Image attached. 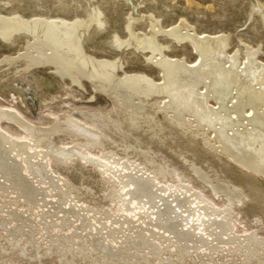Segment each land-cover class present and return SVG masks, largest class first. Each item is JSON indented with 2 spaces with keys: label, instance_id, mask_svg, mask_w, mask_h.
<instances>
[{
  "label": "rangeland",
  "instance_id": "1",
  "mask_svg": "<svg viewBox=\"0 0 264 264\" xmlns=\"http://www.w3.org/2000/svg\"><path fill=\"white\" fill-rule=\"evenodd\" d=\"M252 1L251 0H0V16L8 17L12 13H14L19 15L22 14L25 15L26 17L47 16L49 17V19H57L63 21L70 20L75 22L77 21V19L78 21H80V19L84 21L87 20L89 16H85V14L91 16V14L93 13L92 11L97 9L100 12H102V14L104 13L102 16L104 20H107V24L105 28H98L96 25L91 26V29L86 34V50L89 52V54H92L93 56L98 58V60L107 59L114 62L118 61L116 64L117 66L119 65L118 68H119V73L121 75L123 73H127V74L139 73L140 75L141 74L144 75L148 73L151 75L153 81L163 83L165 81L163 79L164 72L160 69V66L157 65V63H155V61L159 60L161 56H159L158 54L154 55L153 53H150L148 51H143V49L140 48L137 43L131 40L132 35L129 34L130 28H132V31L137 34L139 40L140 38L142 40V38L147 39L149 37H152L153 34V36L156 37L157 42H159L160 45H162L161 47L164 48L166 57L170 58L169 56H171L174 59L183 58L185 62L194 64L196 61L198 63L201 60V58L198 56L199 53L198 54L196 53L197 52L196 49H194L193 45L189 42V40L188 41L179 40L180 41L179 42L177 41V39L175 40L173 36H171V31L173 30V27H180L179 25L182 26V24L186 23L190 25V27H192V29L194 30V31L191 30L190 32L192 33L196 32V34H199L202 37L220 36L219 38L222 37V39H225V41L227 39L226 44L223 43L220 48H224L223 45H225L226 53L231 54V56L232 55L238 56V59L240 58L241 60L242 66H244V63L247 62L249 57H251L253 51L257 52L256 53L257 63L264 64V11L261 9H259L258 11L259 8L258 5L261 2V0L253 1V2L255 1L259 2L256 3L257 4L255 6L256 8L252 6L251 4ZM87 11L89 14L87 13ZM157 24L160 27H158ZM184 30L187 31V29H183V31ZM155 31L156 32L158 31L157 34H155ZM114 35H117L122 40L128 41V44H126L127 42L125 41L123 45L124 47L115 46L113 42L111 43L112 39H114L113 37ZM26 43L27 40L23 35L16 37L12 42H7L0 37V107L13 111L14 112L13 114H17L19 116L18 119L20 120L21 125L24 126L22 127L19 123L9 119L2 120L0 122L1 127L5 129L8 133L19 138H25V134H26L25 128H27L28 125L30 126V124L36 125L38 126L39 129L43 130V128L40 127H45L47 125L58 122L57 119H59V117L63 118L68 115H74L80 118L83 117L82 112L88 113L94 111V112L103 113L104 111H108L110 107H112L111 104L112 98H110L111 96L104 94L95 87H92V85L88 82L84 83L83 87H80L79 85L75 84V82H72L70 80L69 78L70 76H65L63 78L57 75V73L54 70H52L47 66L37 65V66L28 67L27 65L23 64L22 59L17 60L14 64L7 62L6 59L9 58L10 56L11 58L18 59L21 56V53L24 47L26 46ZM132 44H134V46ZM256 87L258 88L260 87V85L257 84ZM200 91L205 92L206 89L202 88L200 89ZM211 99L214 100V102H216V100L212 96L209 97V100ZM116 105H117L116 107H118V108L115 107L116 111L117 109H121V107L123 106V104H119L117 100H116ZM216 105L218 107L217 102ZM248 106H245L244 113L250 111V106L249 107ZM166 108L167 107L164 108L165 111L167 110L168 111L163 112L162 111L163 109H161V113L160 111L157 110L155 112L152 111L151 113H149L148 109H145V111L143 110L144 112L141 111L140 113L143 112L145 114H142L140 116V121L135 125V127H130L126 122L120 127L119 131L113 130L112 127H108L109 125L106 127H101L103 129L102 131L105 130V133L101 135L102 144L95 145L92 147V149L89 148L87 150L89 155L88 157L93 158V160L92 158H90V161H88L87 163H83L80 159H77L78 155L75 154L76 156L73 155L71 159H69L70 161V162L68 161L69 163L64 162L62 164L54 165V163L50 161V163L48 164L49 166H47L46 163L47 159L44 153L45 149H43L44 144L48 141L46 139L52 138L53 141L55 142V145L58 147L60 146L64 147L65 145L71 147L72 144L76 142V140L73 137H71L73 134L64 135L63 130H59V132L49 137H47V135L43 136V134L41 135L39 133L40 137L43 138L44 141H42L43 142L42 143L39 142L41 141L40 139L35 138L34 140L36 142L33 140L30 142L31 145L29 144V147L30 146L33 147L32 155L35 156V157L34 156L31 157L32 159L30 160L32 161H30V165L31 167H33L32 164L33 162H37V161L41 162L43 165H45V167H47L45 170L46 172L48 170V172L50 173V174L48 173V175L49 176L53 175L52 177H49L51 178L50 180L53 181L48 182L47 179L46 182H42L38 180L39 178H36L34 176L32 177V173L28 168L30 165L27 164L28 167L27 166L25 167V171L30 173V174L28 173L30 177L26 179V182L32 183V185H34V189L36 188V190H40V192L42 191L41 192L42 194L41 193L39 194L40 198L38 197L37 198L38 200L34 201L35 203L33 205L32 204L33 202L30 203L27 197L26 200L25 198H23L25 197V195H22L23 188L22 189L20 188L21 187L20 183L17 184V182L13 180L12 181L10 180L9 183L7 180L8 178H3L2 175L0 174V182H1L0 190H2L0 191V200H1L0 219H2L1 221H3L2 224H0V245H1L0 252L3 251L2 253L3 254L5 253L6 255L9 252L8 253L9 257H7V259L5 258L4 259L5 261L2 259V261L4 262L0 260L1 261L0 264L2 263L3 264H50V263L65 264L66 261L65 262L63 261L66 259L63 258L64 256L62 257L59 254L62 252V249L61 248L59 249V247L58 248L56 247L55 249L54 246L55 243L59 240V238H57L59 234H63V233L65 235L63 237H66L67 234V237L63 239L65 242H67L68 244L67 247L74 250L75 249L87 250L92 248L91 247L92 244L90 240L91 238L89 239L87 236L92 237L90 232L93 231L95 235L97 234L96 235L97 237H99L100 235L99 238L101 239V241H104L102 242L103 244L101 243L99 244L98 249L95 247L94 249H90L89 251L90 254L88 256L90 260L88 258L72 259V261L69 260L70 263L68 262V264H99L102 256L101 250L105 251L106 250L105 248L111 243H112L111 245L114 246V249L116 248L115 245L119 246L122 241V238H124V236L127 234V231L129 230L128 233H132V231H134L138 227V223L131 221L128 223V221H126V219L123 218L119 220H114V218L111 217L112 211H115L118 208L117 207L118 201L116 198L117 192L119 193L118 190H121L122 187H124V189L122 188L123 191L127 190L128 187L126 188V186L124 185L127 183L130 184V181L127 182L128 178L126 179L125 177H123V180L124 179L126 180V181L124 180L125 183L122 182L123 184L121 183L120 184L121 186L113 187L112 194L111 195L109 194V197H107L109 187L106 185L105 179L104 178L102 179L103 176L101 175V172L97 171L99 170L98 168L100 166L103 167L104 165H99V167H97L94 164L97 161L105 164L106 161L110 159L114 160V163H116V165H120L124 162L129 166L135 165V167L139 168V169L137 168L138 169L137 173L140 174L142 173L143 176L147 174L146 176H144L146 178L149 174L150 177H148L149 178L148 182L151 181L149 183L151 184L150 186L154 187L155 185L154 188L157 187L156 189L164 190L167 188V190H169L168 192L169 194L166 193L165 195L164 193L162 197H159V199L157 198L155 200L146 199L147 202L144 201L146 205L149 206L150 208L155 207L150 203L156 204L157 206L155 208L161 205V209L158 208L160 212L159 217L161 216L163 217L165 215L166 216L168 215L167 217H172V213L174 214L173 211H175L176 208L177 210H179V212L181 211L183 212V210L185 212L186 210L185 212L186 214H184L183 212L184 218L187 216V214L191 212V209L190 210L188 209L189 210L188 211L185 206L179 204L181 203V201H179L180 198L174 200L175 198L172 197L171 195V192L173 191H177V192L179 191L180 192V193L178 192L179 194L183 192L189 196L191 195L190 196L191 201L193 200L191 203L193 205L202 207L205 204V202L208 201L209 203L208 202L207 203L212 207V210L214 209V211L216 212L215 213L216 220H218L219 217L222 215L221 211L226 210V206H228L229 203L230 202L232 203L233 201L229 211L230 219H231L230 224L228 226L229 229L226 230L227 234L225 233L224 238L230 235L233 236L235 234L234 236H236V239L238 237L239 240L237 239L236 241L234 240L233 242L232 240L230 242L228 240L219 242L217 241L218 239H213L216 235L212 234L211 236H209L210 240L208 239L205 241H197L196 240L197 237L193 236V234L191 233L192 232L200 233L203 231L202 228L204 227L203 226L201 227V224L199 223L200 220H202L203 218H207V213L198 215V213H201L202 210L196 209L194 211V214H192L193 218L191 217V219H195L193 221L194 222L193 224L195 226L192 227L191 229L192 232L189 233V235L191 234L190 236L194 238L189 242H191V244L194 243L196 247L195 249L189 251L188 255L184 257L183 264H194V263L214 264L216 261H218L217 263H220V260L221 262L223 260L224 264H230V263L240 264L238 262H240L239 258L242 259L243 256V255L241 256L242 247L247 243L246 235H248V233H255L259 239L264 240V208L262 205V201L259 195L254 193L253 191L255 189L254 186H249L248 187L249 191H247V188L241 185L244 184L243 181L245 180H242V178L240 179L237 178L240 176V174H242V177H244L245 179L249 176V174H252V172L249 170L248 172L247 170H245V168H243L233 160L229 162L226 161V159H224L225 156L220 150L221 149L220 144L217 141L215 142L213 139L214 134L212 132L204 131L201 128H199L200 129L199 130L196 126H193L192 121H191L192 123L191 122L187 123L190 125L188 128H187L188 125L184 123L181 124L179 123L178 125L177 123L172 121L173 119L171 118L172 117L171 115H173L172 114L173 110L171 109L172 111H169L170 109L168 108L166 109ZM112 110L111 112L113 113ZM164 116L166 119V123L164 120H161L162 119L161 117ZM145 118L150 120L146 122ZM89 120L92 119L89 118ZM97 120L98 119H94L93 121L98 122ZM99 124L100 122L96 123L95 125L99 126ZM247 124L248 123L246 120L242 125L247 126ZM62 128L63 129L65 128V124H63V127H61L60 129ZM242 129L244 128H242L241 126L237 127V130L239 131H241ZM80 138L81 139H77V141L85 143V141L82 140L83 138L82 137ZM32 142L33 143L35 142V144H33ZM37 142L40 144L36 145L38 144ZM40 151H42V153ZM12 152L13 153H11L10 159H12L13 156L14 159L19 157V155L20 157L26 156V151L25 148L23 149V147L14 149L12 150ZM37 153H40L43 156ZM97 157L99 158L98 160ZM94 166H96L97 169ZM243 172H246L247 176H243L244 174ZM140 174L138 175L142 176V174L141 175ZM256 175H257V185L263 188L264 175L260 173H256ZM64 180H66L67 182L65 183ZM219 183L221 185H218ZM7 184L9 185V187L7 186ZM3 185H5V188ZM221 186L224 188L226 186L228 191H231L232 189L234 190L236 188L237 190L240 189L241 191L238 194V197H236L237 194L231 196L229 192L227 193L226 189H221ZM59 188L64 192L63 198L62 197L59 198L58 197L59 194L58 196L56 194L59 193L58 192ZM137 196L132 197L131 201L132 200L134 202H136V200L140 201V199ZM229 197L232 200H230ZM57 198L59 199L57 200ZM167 199L168 201H165ZM201 200L202 202L204 201L203 204ZM133 201L132 203L134 205L135 203ZM139 201H137L136 203H138ZM61 202L64 203L65 206ZM164 202H167V204L169 205H167L166 207L163 206ZM171 203L173 206L172 205L170 206ZM70 205H72L74 208L72 209L73 212H71L72 210L70 211L71 213L66 212L65 210ZM54 206L56 208L58 207L56 212L54 210ZM130 206L133 209L131 202L128 211L129 210L132 211ZM168 206L170 207L168 208ZM177 206H179L180 208ZM170 208L171 209L173 208L174 210H170ZM26 209L28 210V212ZM79 209H81L82 211ZM164 209L166 210V212H168L167 214H165L166 212L164 213ZM161 210H163L162 215H161ZM93 211H95L96 213ZM187 211L189 213H187ZM106 213L109 215L107 216ZM70 219L72 220L70 221ZM109 220L110 221L114 220L113 225L119 228L117 230L115 229V231L117 232L115 231L110 232L108 235L107 233L108 229L106 228H109L108 227L110 222ZM197 220L199 222H197ZM105 222H107V224H104ZM16 223L20 225H17ZM120 223L121 224L123 223L122 228L121 226H118ZM16 225L18 227H16ZM22 225H23L22 232L24 231V233L20 232L21 231L20 228L22 227ZM183 225H184L183 228L186 229L189 228L190 226V224H187L186 220L182 221L181 227ZM10 226L11 228L12 226H14L13 228L15 230L13 228L12 230H14L15 232L13 231V233L16 234L17 232L18 234L21 233L19 235L18 234L13 235L17 240L14 237L11 238V236L8 235L9 234L8 228H10ZM151 227L150 226L144 227V229L147 228L145 230L143 228H139V229L137 228V229L140 231V233L145 232L144 234H146L152 230ZM123 228L125 229L128 228V229H126L125 231V229ZM149 228L151 229L149 230ZM213 228H215V225H213ZM10 229L9 231H12ZM53 232L55 235L53 234ZM41 233H43V235ZM120 235L121 237H119ZM165 235L167 236V238L168 237L173 238L172 236L174 234L171 232L169 233L167 231H164V234L162 236L157 235V238H155V241L157 242L159 241L160 243L158 242V244L160 247H162V248L159 247L157 252V255L162 256L161 258L159 256L154 255V251H152V248L150 247L147 248L145 247V249L142 248L139 250L138 248L134 249L135 246L137 245L136 243H138L137 241H139L137 239V241L134 242L132 241L133 244L132 243L128 244L129 246L127 247V249H125L126 256L123 255L120 261L115 260L114 261L115 264H126L125 261L127 259L129 261L128 264H134V263L146 264V261L147 264H153V263L169 264L171 260L173 261H171L172 263L170 262V264H173L176 259L177 260L175 261L174 264H180L179 259L177 257L178 254H176L175 252V247H172V245L169 246L168 244L169 241L167 240ZM30 238L31 240L32 239L35 240L31 241L29 240ZM56 238L57 241L55 240ZM78 238H80L79 241ZM106 238L110 241V243ZM12 240H14L15 242ZM53 240L55 241V243ZM105 240H107L108 245H105L107 244ZM152 240L154 239L152 238ZM13 242L16 243V246ZM32 242H34V246L31 245L33 244ZM77 242L78 243L80 242V244L78 245ZM234 243H237V245ZM35 244L38 245L36 246ZM82 244L83 246L85 245V247H82ZM212 244L213 245L217 244L215 246H219L220 248L215 247L214 250H212L213 252H210V248L213 247ZM234 245H236V247ZM239 245L240 246L243 245V246L240 247ZM2 246H6L7 250L3 249ZM17 246H21L25 248V250L27 249L25 251L26 255L23 254L21 257V255L15 252ZM46 246L51 247V252L45 251L46 249L44 248H47ZM7 247L11 248V250H9ZM234 247L237 249L236 252L233 253V250L231 249H233ZM12 249L15 253L12 252ZM71 249H67V250L70 251ZM38 250L40 252L43 250L42 251L43 255L45 253L46 254L48 253V255H44V256L42 255L43 258L41 256L38 259L33 258L34 254L38 253ZM160 250H163V252ZM140 251L141 254H138L140 253ZM135 254L138 255L135 256ZM128 255L131 257L129 258ZM153 256L156 257L152 259ZM8 258L11 259L8 260ZM162 260H164L163 261L164 263L162 262ZM199 261H203V262H199Z\"/></svg>",
  "mask_w": 264,
  "mask_h": 264
},
{
  "label": "bare ground",
  "instance_id": "2",
  "mask_svg": "<svg viewBox=\"0 0 264 264\" xmlns=\"http://www.w3.org/2000/svg\"><path fill=\"white\" fill-rule=\"evenodd\" d=\"M253 1L251 4H252V6L255 7L257 5L256 3H259V2H256V1L253 2ZM258 7H257L258 11H259V9L264 11V1L261 0ZM96 10L92 11L93 13L91 14V16L85 14V16H89V18H87V20L84 21V20L80 19V21H78V19H77V21L74 20L75 22L70 21V20L69 21H63V20H57V19H49V17H47V16H35V17H28L27 16L26 17L25 15H22V14L19 15V14H14V13H12L8 17L7 16H0V37L1 38H3L7 42H12L16 37L23 35L27 40L26 46L24 47V49L21 53V56L18 59L11 58V56H10L9 58L6 59L7 62L14 64L17 60L22 59L23 64L27 65L28 67L37 66V65L47 66V67L51 68L52 70H54L57 73V75H59L63 78L65 76H70L69 77L70 80L72 82H75V84L79 85L80 87H83L84 83L88 82L92 85V87L99 89L101 92H103L106 95H110L111 96L110 98H112L111 99L112 100L111 101L112 107H110V109L108 111H104L103 113L94 112V111L88 112V113L82 112L83 117H80L81 119L77 116H74V115H68V116L63 117V118L59 117V119H57L58 122H56V123L47 125L45 127L39 126L40 128H43V130L39 129L38 126H36V125L30 124V126L28 125V127H30V128H28V127L25 128V130H26L25 138H19V137H16V136L8 133L5 129H3L1 127V124H0V174L2 175V177L8 178L7 179L8 182L10 180L11 181L13 180V181L17 182V184L20 183L21 184L20 188L21 189L23 188L22 189V193H23L22 195H25V197H23V198H25V200H26V197H27L29 199V202L30 203L33 202L32 204L34 205V203H35L34 201L38 200L37 199L38 197L40 198L39 194L42 191L40 192V190H36V188L34 189V185H32V183L26 182V179L28 177H30L29 176L30 173L25 171V167L27 166V164L30 165V161H32L30 159H32L31 157L34 156V155H32V148L33 147H31V146L29 147V144L31 145L30 142L32 140L35 141L34 140L35 138L40 139L41 141H39V142L44 141L43 138L40 137V134L41 135L43 134V136L47 135V137H49V136L59 132V130H63L64 135H72L73 134L71 137H73L76 140V142H74V144H72L71 147L66 146V145L64 147L63 146L58 147L55 145V142L53 141L52 138L46 139L48 141L44 144L43 149H45L44 153H45L46 159L48 161V162L46 161L47 166H49L48 164L50 163V161H52L54 163V165L62 164L64 162L66 163L69 161V159H71V157L73 155L76 156L75 154L78 155L77 159H80L83 163H87L88 161H90V158H92V157H90V158L88 157L89 155H88L87 150L89 148L92 149V147L95 145L102 144L101 135H103V133H105V130L102 131L103 129L101 127H106L109 125L108 127H112L113 130L119 131L120 127L125 122L130 127H135V125L140 121V116L142 114H145V113H143L145 111V109H148L149 113H151L152 111L155 112L156 110L160 111V113H161V109H163L162 110L163 112H167L168 110L165 111V109H164L165 107H167L168 109H170L169 111L173 110V112H172L173 115H171L172 116L171 118L173 120L172 119H170V120L174 121L178 125H179V123L180 124L181 123L187 124V123H190L192 121L193 126H196L198 129L201 128L204 131L212 132L214 134V136H213L214 141L215 142L217 141L220 144V148H221L220 150L223 153V155L225 156L224 159H226V161H228V162L233 160L234 162L238 163L240 166L245 168V170H247V171L249 170L252 172V174H249V176L245 179H244V177H242V174H240V176L237 178L238 179L242 178V180H245V181H243L244 184H241V185L245 186L247 188V191H249V188H248L249 186L255 187V189L253 191L255 194L259 195V197L262 201L263 208H264V186H263V188H261L257 185V175H256V173H260V174L264 175V64L257 63V54H256L257 52L253 51L251 54V57H249L247 62L244 63V66H242L241 60H240V58L238 59V56H236V55L231 56V54L226 53L225 45H223L224 48H220L223 43L226 44L227 39L225 41V39H222V37L219 38L220 36L219 37H213V36L212 37H210V36L209 37L208 36L202 37L199 34H196V32L195 33L190 32L191 30H193L192 27H190V25L184 23V24H182V26L179 25L180 27H173V30L171 31V36H173V38L175 40L177 39V41H179V40L180 41H185V40L188 41L189 40V42L193 45L194 49H196V51H197L196 53L197 54L199 53L198 56L201 58V60L198 63L196 61L194 64H191V63L185 62L183 58L174 59L169 55L168 56L170 58L166 57V54L164 52V48L161 47L162 45H160L159 42H157V39H156V37L153 36V34H152V37L147 36L149 38L145 37L147 39L142 38V40H141V38H140V40H139V37L137 36V34L132 31V28L129 27L130 28L129 34L132 35L131 40H133L135 43H137L139 45V47L143 49V51H148L150 53H153L154 55L158 54L159 56H161V58H159V60H156L155 63H157V65L160 66V69L164 72L163 79L165 81L163 83L155 82V81H153L151 75L148 73L144 74V75H142V74L140 75L139 73L136 72L137 74L123 73L121 75L119 73V68H118L119 65L117 66V64H116L118 61L114 62V61L107 60V59L106 60H98V58H96L92 54H89V52L86 50V34L91 29V26L96 25L98 28H105V26L107 24V20H104L103 16H102L104 13L102 14V12H100L99 10H97V11ZM87 13H88V11H87ZM258 13H260V12H258ZM129 26H130V24H129ZM157 26H158V24H157ZM158 27H160V26H158ZM127 29H128V27H127ZM183 29H187V31H185V30L183 31ZM157 32L155 31V34H157ZM153 33H154V31H153ZM113 37H114V39H112L111 43L113 42L115 46L121 47L124 45L126 40H122L117 35H114ZM223 38H226V37H223ZM126 42H127L126 44H128V41H126ZM132 45L134 46V44H132ZM13 57H15V56H13ZM157 65H155V66H157ZM120 70H122V69H120ZM257 84L260 85V87L257 88L256 87ZM202 88L206 89V91L201 92L200 89H202ZM210 96H212L216 100L218 107L216 105V102H214V100H212V99L209 100ZM116 100L118 101L119 104H123L121 109H117V111H116V108H118V107H116L117 106ZM248 105L250 106V111L247 113H244V108H245V106H248ZM111 110L113 111V113L111 112ZM141 111H143V112L140 113ZM13 113L14 112L11 110L4 109V108L0 107V122L2 120H8L9 119V120L15 121L21 125V122L18 119L19 116L17 114H13ZM89 118H91L92 120H89ZM161 118H162L161 120H164L166 123L165 116L161 117ZM94 119H98L97 120L98 122L93 121ZM148 120H150V119L145 118L146 122H148ZM246 120L248 123L247 126L242 125V124H244V121H246ZM187 121H189V122H187ZM99 122H100L99 126L95 125L96 123H99ZM151 122H152V120H151ZM61 124H62V126H61ZM63 124H65V128L60 129L61 127H63ZM187 125H188L187 126V128H188L190 125L189 124H187ZM21 126L24 127L23 125H21ZM239 126H241L244 129H242L241 131L237 130V127H239ZM35 130H37V131H35ZM80 137L83 138L82 140H84L85 143L77 141V139H81ZM35 142L34 143L32 142V143L35 144ZM39 144L40 143H38L36 145H39ZM19 147H23V149L25 148L26 156L20 157V155H19V157L14 159L13 158L14 156L12 155L13 157H12V159H10L11 158L10 155H11V153H13L12 150L17 149ZM40 152L42 153V151H40ZM37 154L42 155L40 153H37ZM39 155H37V156H39ZM33 159H35V158H33ZM98 159L99 158L97 157V160ZM92 160H93V158H92ZM53 163H51V164H53ZM32 164H33V167H31V165L29 167L27 166L32 173V177L34 176L36 178H39L38 180H40L42 182H46L47 179H48V182L53 181V180H50L51 178H49V177H52L53 175H51V176L48 175L49 172H48V170L46 172L45 169L47 167H45V165H43L41 162H38V161L33 162ZM94 165H96L97 167H99V165H104L103 167L100 166L98 168L99 170H97V171L101 172V175L103 176L102 179L103 178L105 179V181H106L105 183L109 187L107 197H109V194L110 195L112 194V188L113 187L121 186L120 184L122 182H124V180H125V179L123 180V177H125L126 179L128 178L127 182L130 181V184L126 182L127 184L124 185V186H126V188L128 187L127 190L123 191L124 187H122L123 189L121 188V190H118L119 193L117 192V195L113 194V195H116V198L118 201V204L117 203L116 204L118 205L117 206L118 208H117V210L112 211L111 217H113L114 220H119L122 218L126 219V221H128V223L130 221L135 222V223L137 222L138 227H137V225H136V227L138 229L139 228L144 229V227H148V226L151 227L152 226L151 227L152 230L146 234H144L145 232L140 233V231L137 228H136L137 230L135 229L134 231H132V233H128V231H129L128 230L127 234L124 236V238H122L120 245L119 246L115 245V247H116L115 249H114V246L111 245L112 243L109 244L110 246L108 245V242H107L108 239L106 238L107 240H105V241L107 244H105V245H108L109 247L107 246L108 247V249H107V247L105 248V246H104V248L106 250L105 251L101 250V252H102L101 253L102 256H101V260H100L101 264H115V262H114L115 260L120 261L122 256L126 254L125 249H127V247L129 246L128 244L132 243V241L133 242L137 241V239L139 241H137L138 243L135 242L137 244L135 246V248L132 246L134 249L138 248V250H139L142 248L145 249V247L146 248L150 247V248H152V251H154V255L159 256V255H157L158 249L160 247L158 244L159 241L158 242L155 241V238H157V235L162 236L164 234V231H167L169 233L171 232L174 234L172 236L173 238H170V237L167 238V236L166 235L165 236H166L167 240L169 241V243H168L169 246L172 245V247H175V252H176V254H178L177 257L179 259L180 264L184 263V257L186 255H188L189 251H191L192 249H195V247H196L194 245V243L191 244V242H189L190 240L194 239L192 236H190L191 234H193V236L197 237V239H196L197 241H205L208 239L210 240L209 236H211L212 234L216 235L215 237L213 236L214 237L213 239H218L217 241H219V242H223L225 240H228L229 242L231 240H232V242L234 240L236 241L237 239L239 240L238 237L236 239V236H234L235 234L233 236L227 235L228 237L224 238L226 230L229 229L228 226H229L230 220H231L229 211H230V207H231V204L233 203V201H232V203L230 202L228 206H226V210H223V211L220 210L222 212V215L219 217L218 220H216L215 219V213L216 212L214 211V209L212 210V207L208 204L209 203L208 201H207L208 203L205 202V204L202 207H200L197 205H193L191 203L193 201V200L191 201V197H190L191 195L189 196V195L183 193L182 191L181 192L183 194L182 193L179 194L180 193L179 191H178L179 193L177 191H173V192H171V195H172V197L175 198L174 200H177L180 198L179 201H181V203H179V204H182L183 206H185L187 208V210L191 209V212L189 213L188 212L189 210H188L187 213H189V214H187V216L184 218V214H186L185 213L186 210H185V212L183 210V212H184V214H183L182 211H181L182 212L181 213L176 208V210L173 211L174 214L172 213V217H167L168 215L167 216L165 215L163 217L162 216L159 217V213H160L159 209H161V205L158 206L157 208H155L157 205L150 203V204L155 206L153 208L152 207L150 208L149 206L146 205V203L144 201L147 202L146 199H148V200L149 199L155 200L156 198L159 199V197H162V195L164 193H165V195H166V193L169 194L168 193L169 190H167V188L164 190H161V189H156L157 187L154 188L155 185H154V187L150 186L151 184H149V183L151 181L148 182L149 181L148 177H150L149 174H148L147 178L144 177L147 174L143 176V174L141 173L142 176H139L138 174H140V173H137L138 172L137 170L139 168L135 167V165L129 166L125 162L120 164V165H116V163H114V160H112V159L106 161L105 164L97 161ZM96 166H94V167H96ZM50 167H52V166H50ZM97 167H96V169H97ZM50 171H51V169H50ZM243 173H244L243 176H247L246 172H243ZM151 178H153V177H151ZM64 181H65V183L67 182L66 180H64ZM8 184H7V186L9 187ZM218 185H221V184L219 183ZM3 186L5 188V185H3ZM217 187H220V186H217ZM233 187H234V185H233ZM21 189H20V191H21ZM221 189L227 190L226 186H225V188L221 186ZM113 190H115V189H113ZM174 190H176V189H174ZM219 190H220V188H219ZM0 191H2V190H0ZM240 191H241L240 189L237 190V188H236L234 190L232 189L231 191L227 190V193L229 192L231 194V196L237 194L236 197H238V194L240 193ZM58 192L59 193H56L57 196L59 194L58 197L63 198L64 192L62 190H60V188H59ZM7 193H8V191H7ZM4 195H7V194H4ZM65 195H67V194H65ZM134 196H137L140 199V201L136 200V202L139 201L138 203H136L132 200L135 203L133 205L131 198ZM137 197H136V199H137ZM59 198H57V200ZM181 198H182V200H181ZM231 198H230V200H232ZM68 199H69V197H68ZM168 199L165 201H168ZM163 200H164V197H163ZM170 201H172V200H170ZM130 202L133 206V209L130 206L132 211L129 210L130 211L129 212L128 209H129ZM153 202H156V201H153ZM201 202H202V200H201ZM203 202H202V204H203ZM44 203H46V202H44ZM185 203H186V205H185ZM62 204H64V203H62ZM152 205H150V206H152ZM167 205H169V204H167V202L163 203V206L166 207ZM171 205H172V203L170 204V206ZM2 206H1V208H2ZM55 206H57V205H55ZM55 206H54V210L56 212L58 207L56 208ZM61 206H63V205H61ZM64 206H65V204H64ZM170 206H168V208ZM177 207H179V206H177ZM173 208L172 209L170 208V210L175 209V208L174 209ZM72 209H74V208L72 205H70L65 210H66V212H70ZM196 209L202 210V212L198 213V215H200V214L202 215V214L207 213V218H203L201 216L203 219L200 220L199 224H201V227L203 226L204 228H202L203 231L200 233H196V232L191 231L192 227L195 226L193 224L194 223L193 221L195 219H191V217L193 218L192 214H194V211ZM79 210H81V209H79ZM215 210H217V209H215ZM27 212H28V210H27ZM71 212H73V210ZM93 212H95V211H93ZM162 212H163V210H161V215H162ZM165 212H166V210L164 209V213ZM221 212H220V214H221ZM167 213L168 212H166L165 214H167ZM108 215L109 214H107V216ZM67 216H69V215H67ZM169 216H171V215H169ZM50 217H52V216H50ZM109 219H111V218H109ZM189 219H191V220H189ZM1 220L2 219H0V224H2V222H3ZM36 220H37V218H36ZM53 220H55V219H53ZM71 220L72 219H70V221ZM93 220H92V223H93ZM100 220H101V217H100ZM114 220H112V221L109 220L110 222L108 221L109 222V225H108L109 228H106V229H108V232H107L108 235L110 232H114L115 229L117 230L119 228V227L113 225ZM184 220L187 221V224H190L189 228H187V229L183 228L184 225L181 227L182 221H184ZM197 222H199V221L197 220ZM97 223H98V221H97ZM16 224L20 225L18 223H16ZM85 224H88V223H85ZM104 224H107V222H105ZM17 225H16V227H18ZM46 225H47V223H46ZM213 225H215V228H213ZM118 226H121V228H122L123 223L122 224L120 223ZM13 227L14 226H12V228ZM10 228H11V226H10ZM10 228H8V232H9L8 235H10L11 238H13V237L15 238V236H13L14 234H16V233H13V231L15 229L13 228L14 230H12V228L11 229ZM22 228H23V225L20 228V230H21L20 232H22ZM75 228H76V225H75ZM151 228H149V230ZM9 229L12 231H9ZM89 229H88V231H89ZM123 229H125V228H123ZM126 229H128V228H126ZM126 229H125V231H126ZM145 229H147V228H145ZM85 230H86V228H85ZM64 231H65V229H64ZM119 231H120V229H119ZM59 232H61V231H59ZM93 232H90L92 237L87 236L89 239L91 238L90 240H91V244H92L91 247L92 248H90V249H94V247L98 249L99 244L100 243L103 244L102 242H104V241H101V239L99 238L100 235H99V237H97L96 236L97 234L95 235ZM115 232H117V231H115ZM22 233H24V231ZM100 233H102V232H100ZM189 233H191V234L189 235ZM17 234H18V232H17ZM19 234H21V233H19ZM41 234L43 235V233H41ZM53 234H54V232H53ZM63 236H65L64 233L59 234V236L57 237V238H59V240L57 241V238H56L55 239L57 241L56 243L53 240L55 245L54 244H52V245L55 246V249H56V247L57 248L59 247V249L60 248L62 249V252L61 253L58 252V253L62 257L64 256L63 258L66 259L63 261V262L66 261L65 264H68L69 260L72 261V259L88 258L89 254H90V252H89L90 249H87V250L75 249L74 250V249L68 248L67 242H65L63 240L64 238L67 237V234H66V237H63ZM84 237H85V235H84ZM119 237H121V235ZM122 237H123V235H122ZM191 237H192V239H191ZM11 238H10V240H11ZM44 238H45V236H44ZM152 238L154 240H152ZM118 239H120V238H118ZM246 239H247V243L245 242L246 244L244 246L241 245V246H243L241 256L242 255L243 256H242V259L239 258L240 262H238V263H240V264H264V240L259 239L255 233H248V235H246ZM20 240H18V241H20ZM29 240H31V238ZM32 240H35V239H32ZM79 240H80V238H78V241ZM115 240H117V239H115ZM12 241H14V240H12ZM113 241H111V242H113ZM32 243L33 244H31V245L34 246V242H32ZM88 243H90V242H88ZM109 243H110V241H109ZM237 243H238V241H237ZM237 243H234V244L237 245ZM14 244L16 246V243H14ZM79 244H80V242L78 243V245ZM83 244H84V242H83ZM83 244H82V247H85V245L83 246ZM219 244H221V243H219ZM35 245L37 246L38 244H35ZM215 245H217V244H214V245L212 244L213 247L210 248V252H213L212 250H214L215 247L220 248L219 246H215ZM236 245H234V246L236 247ZM6 246H7V244H6ZM6 246H2V248L6 249ZM46 247L47 248H44V249H46L45 251L51 252V247L50 246L49 247L46 246ZM163 247H164V245H163ZM235 247L233 249H231V250H233V253L236 252L237 248H235ZM7 248L9 250H11V248H9V247H7ZM160 248H162V247H160ZM67 249H71V250L68 251ZM26 250H25V248H23L21 246H17L15 252H17L22 257V255L25 254ZM42 251L40 252L38 250V253H35L33 258L38 259L40 256L42 257V255H43ZM160 251L163 252V250H160ZM2 252H0V260L1 261H2V259L4 260L5 258L7 259V257H9V254H8L9 252L7 253V255L5 253L3 254ZM12 252L15 253L13 251V249H12ZM29 253H30V251H29ZM128 254H130V253H128ZM138 254H141V251ZM172 254H173V252H172ZM44 255H48V253L47 254L45 253ZM130 255H132V254H130ZM137 255L135 254V256H137ZM142 256H140V257H142ZM156 256H153L152 259H154V257H156ZM170 256H172V255H170ZM174 256H173V258H174ZM99 257H100V255H99ZM128 257L130 258L131 256L128 255ZM159 257L161 258L162 256L160 255ZM11 258H12V256H11ZM167 258H169V257H167ZM167 258H166V260H167ZM229 258H231V257H229ZM10 259L8 258V260H10ZM141 259H143V258H141ZM220 259H223V258H220ZM229 260H231V259H229ZM232 260H234V259H232ZM4 261H2V262H4ZM97 261H98V259H97ZM134 261H135V259H134ZM136 261H137V259H136ZM163 261L164 260H162V262ZM171 261H173V260H171ZM175 261H174V263H175ZM27 262H28V260H27ZM158 262H159V259H158ZM170 262H169V264H170ZM199 262H203V261H199ZM217 262L218 261H216L215 263L216 264H224L223 260H222V262L220 260V263H217ZM125 263L126 264L129 263L128 259L125 261ZM149 263H151V262H149ZM165 263H166V261H165ZM146 264H147V261H146ZM230 264H232V263H230Z\"/></svg>",
  "mask_w": 264,
  "mask_h": 264
}]
</instances>
